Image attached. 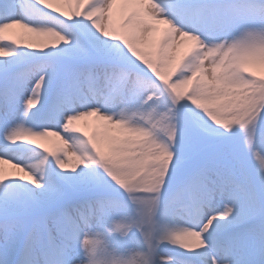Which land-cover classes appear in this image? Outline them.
I'll list each match as a JSON object with an SVG mask.
<instances>
[{"label":"snow or ice","instance_id":"obj_1","mask_svg":"<svg viewBox=\"0 0 264 264\" xmlns=\"http://www.w3.org/2000/svg\"><path fill=\"white\" fill-rule=\"evenodd\" d=\"M0 264H264V0H0Z\"/></svg>","mask_w":264,"mask_h":264},{"label":"bare ground","instance_id":"obj_2","mask_svg":"<svg viewBox=\"0 0 264 264\" xmlns=\"http://www.w3.org/2000/svg\"><path fill=\"white\" fill-rule=\"evenodd\" d=\"M54 142H55V138H50V140H49V142L47 143L46 146H48V147L50 148V146H51L52 144H54ZM51 148H52V147H51ZM5 167H7V166H5ZM9 171H14V170L9 169Z\"/></svg>","mask_w":264,"mask_h":264}]
</instances>
